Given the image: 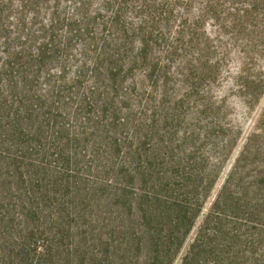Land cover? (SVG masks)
Listing matches in <instances>:
<instances>
[{"label": "trees", "instance_id": "16d2710c", "mask_svg": "<svg viewBox=\"0 0 264 264\" xmlns=\"http://www.w3.org/2000/svg\"><path fill=\"white\" fill-rule=\"evenodd\" d=\"M225 86L264 100V0H0V264H174L201 215L181 264H264Z\"/></svg>", "mask_w": 264, "mask_h": 264}, {"label": "rangeland", "instance_id": "374dc122", "mask_svg": "<svg viewBox=\"0 0 264 264\" xmlns=\"http://www.w3.org/2000/svg\"><path fill=\"white\" fill-rule=\"evenodd\" d=\"M235 89V87H233ZM217 90H223L221 93H219V97H223L225 100V107L227 109V116L225 118V121L231 123L232 126L236 127L237 125H242L246 129L245 133H248L250 129L253 127L254 122L256 121L258 114L260 112L261 107L264 104V100L262 99L260 104H257L253 107V110H247L246 113H244V105L243 101L244 98H242L236 90H233L229 87H219ZM215 94V93H214ZM244 133V135H245ZM241 145V143H240ZM240 149V146L238 145V148L235 150L236 152L232 155L231 161L228 163V167L226 172L228 171V168L230 167L231 163H233L238 151ZM225 178V174L221 177L220 181L217 183L216 187L212 191L210 198L207 200L204 211L208 210L211 206V203L213 202L214 198L216 197V194L218 193L223 181ZM202 220V215L198 219L196 225L194 226L191 233L188 235L186 241L184 242L180 252L175 258L174 264H181V261L183 257L188 253V250L190 246L193 243V240L196 237V234L198 232L199 224Z\"/></svg>", "mask_w": 264, "mask_h": 264}]
</instances>
